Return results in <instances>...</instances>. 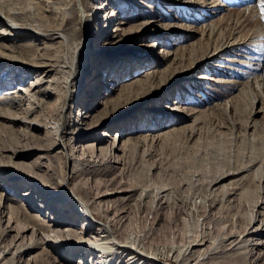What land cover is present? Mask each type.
Segmentation results:
<instances>
[{
  "label": "rangeland",
  "instance_id": "374dc122",
  "mask_svg": "<svg viewBox=\"0 0 264 264\" xmlns=\"http://www.w3.org/2000/svg\"><path fill=\"white\" fill-rule=\"evenodd\" d=\"M15 1L0 0V5L2 9H10L12 7H6L14 5L11 2ZM37 1L39 12L35 13V20L64 25L71 31H80L85 18L77 14L74 18H68L64 10H68L70 4L74 3L72 8L76 9L82 3L91 14L95 8L112 3L108 12H115L118 21L112 26L107 24L109 29L95 37L101 41L99 54L103 47L119 43L117 47L124 51L127 58L107 57L104 61L100 60L101 55L95 56L92 52L88 64L82 67L85 73L81 82L83 93L74 103L66 104L63 115L68 71L64 68L65 49L62 42L30 37L20 38L16 42L12 40L13 37L0 40V65L5 63L3 66L6 67L0 66V166L24 172L38 169L40 175L50 172L56 178L64 177L71 175L74 168L70 151L81 150L80 145L83 148L85 144L97 143L99 149L102 147L104 150L102 160L108 158L112 149L113 154L122 159L121 163L112 162L103 171L78 174L70 178V183L90 180L97 187L108 186L117 190L121 187L138 188L130 193L132 196L116 192L103 200L115 202L119 214L122 209H128L126 224L134 223L143 216L135 210L141 190L155 195L156 191L161 192L168 185L164 191L168 193L171 190L169 196L173 202H178V207L179 202H186L188 198L199 203L205 197L215 200L216 206L210 212L211 219L204 221H194L186 211L180 214L175 212L177 217L172 225L159 220L155 239L161 245L167 242L170 245L172 239L175 245L185 246L197 235L205 234L209 224L213 228V236L217 237L224 227L226 233L243 231L248 215L255 211L256 198L264 197V0H253L243 5L236 4V0H122L120 3L118 0H72L71 3V0ZM21 2L26 4L27 0ZM191 2L187 6L186 3ZM217 2L226 6L223 12L213 10L212 6ZM25 14L20 13L19 16L30 18L28 13ZM105 15L106 12L92 20L98 32L106 26ZM134 28L142 31L138 34L141 41H137L135 35H131L135 36L132 40L128 38L129 31ZM116 30L119 32L115 34ZM119 33L123 34L120 38H113ZM96 40L90 42V51ZM143 42L145 45L153 44L156 55L164 57V60L155 55L151 58H158V62L144 60L147 56L139 54ZM39 60L54 64L55 70L50 74L37 71L29 74L16 67L19 62L33 64ZM41 76L45 79L44 84L39 79ZM76 83L74 88L77 87ZM89 89L96 96L93 107L87 101ZM129 95L144 97L145 101L140 106H131L130 114L111 117L108 108L125 101ZM82 115L84 118L103 115L104 118L95 129L90 130V134L85 135L87 125L77 124V121L82 124ZM64 118L68 119V125L63 123ZM60 122L64 126L63 131L67 130L64 141L68 148L65 149L53 146L57 142L56 125ZM82 135H85L84 138ZM125 140L131 143L122 152L121 146ZM115 143L118 148L113 147ZM5 169L0 167L1 229L7 231L9 226L17 227L16 223L10 222L9 213L19 206V200H23L34 229L52 226L48 233H44L45 236L53 237L57 230L82 233L78 226L71 227L69 220L53 228L58 219H62L59 209L54 207L57 198L48 196L42 183L30 180L28 184L26 180H17ZM231 169H240L243 173L231 176L217 186H210L217 173ZM245 195L251 200L247 206ZM31 203L33 208L29 206ZM38 204L43 205L44 209H40ZM167 211L168 208L164 210ZM106 215L113 217L114 212ZM15 233L14 230L8 231L6 236L0 235L1 245L13 243ZM29 237L24 240L27 244L30 243ZM46 243V250H50L47 254L60 258L53 242ZM79 254L67 264H80L86 258L88 264H92L91 260L97 261L95 259H99L100 255L96 253L90 257ZM50 256L43 258L52 261ZM10 257L7 255L8 260ZM29 257H18V264H28ZM250 258L252 261L255 259ZM163 262L164 259L156 264ZM172 264L175 262L172 261ZM224 264L255 263L238 260ZM256 264H264V259L256 261Z\"/></svg>",
  "mask_w": 264,
  "mask_h": 264
},
{
  "label": "bare ground",
  "instance_id": "6f19581e",
  "mask_svg": "<svg viewBox=\"0 0 264 264\" xmlns=\"http://www.w3.org/2000/svg\"><path fill=\"white\" fill-rule=\"evenodd\" d=\"M21 1L22 0H17L15 1V3L11 2L14 5L10 4V6L6 7V8L12 7L10 9H2L3 6L0 5L1 7L0 8V40L5 39L6 37L7 38L13 37L12 40H15L14 42H16L19 41L20 38L30 37L35 40H42V41L57 40L62 42L63 48L65 49V53L63 56L65 59L64 68H66L68 71L67 77L65 78L66 94L63 103L64 104L63 115H64L66 104L74 103L75 101H77V99L80 98L79 96H81V93H83L81 92V88H82L81 82H83L85 73L82 71V67H84V64L86 65L88 64V59H90L92 52L94 53L95 56L101 55V57L99 56V58L100 60L103 59L104 61H106L105 59L107 57L108 58L115 57L121 59L127 58L126 57L127 55L123 54L124 51L120 50V48L117 47L119 43H116V45L110 44L109 47L106 46L103 47L102 53L99 54L100 48L98 47V45H100L101 41L100 38L98 37L97 40L95 39L98 33L99 35L100 34L102 35L104 31L106 32V30L109 29L107 24H110V26H112V24H115L118 21L117 18L118 15L115 12H108V9L110 8V5H112V3L111 4L108 3V5L106 4L105 6L95 8V11L90 14L87 12L86 7L82 3L78 5L76 9L72 8L74 6L73 5L74 3L70 4L71 2H73L71 0L70 3H68L70 4L69 8L68 10L66 9L64 10V14H66L68 18H74L76 14L80 18H85L83 20L84 24L80 29V31L79 30L71 31L70 28H67L64 25L52 24V23H40L39 21L35 20L34 17L35 13L39 12L38 11L39 3L37 0H27L26 4H22ZM118 1L119 3L123 2L122 0H118ZM252 1L253 0H243V1L236 0V4L243 5L246 3H251ZM24 2L25 1H23V3ZM186 4L188 6V4L191 5L192 2ZM212 8H214L213 10L218 9L219 11L223 12L226 9V6H222L220 2H217L212 6ZM55 10H58V8ZM104 12H106L105 15L106 26L103 27L101 32L100 30L98 32V29L94 28L96 27V25L95 26L94 24L92 25V20L94 18H99L100 15H102ZM20 13H24V14L28 13L29 14L28 16H30V18H28L27 16L26 17L19 16ZM216 14L219 13L217 12ZM13 32L14 35L12 34ZM114 32L116 34L119 32V30H116ZM140 32L142 31H140L139 28H134L129 31L128 38L132 40L133 37L137 36V41H141V39L138 38V34ZM167 32H171V31H165L164 33ZM77 33L78 35H80V37L79 36L76 37ZM121 34L122 33H119L116 37L113 38H118V37L120 38V36L123 35ZM131 35H135V36L131 37ZM94 40H96L95 46L91 47V51H90L88 47H90L89 46L90 42L92 41L94 42ZM148 40H150V38ZM140 46L141 47L139 48L142 49L144 48V49L143 50L140 49V51L138 50L139 52H141L139 54L147 56V58L144 60L150 59L154 62L156 61L158 62V58H160V60H164V57H160V55L158 54L156 55L155 47L153 44L145 45L143 42V44ZM58 52H60V50ZM154 55L157 56L158 58H151ZM168 56L169 54L167 55V57ZM39 61L38 62L34 61L33 64H31V62H29L30 64L27 62H19V64L16 67H20L23 71H27L29 74L36 71L41 73L44 72L45 74H50L55 70L54 64H50L49 62H43V61L39 62ZM3 65H5V63L1 64L0 66ZM2 68H6V67L3 66ZM46 76H44V78ZM41 77L39 79H42L41 81L44 84L45 79L43 80V77L42 78ZM92 78L95 79L93 72H92ZM39 82L40 81H37V83ZM75 82H77L76 83L77 87L74 88ZM87 97H88L87 101H89L91 106L93 107V103L96 98L94 91L89 89ZM143 99L144 97H138V96L132 97L129 95L125 101L119 102L117 104H113L111 107H109L108 109L109 111H111L109 115L111 117H114L128 113L130 114L132 111L131 106L133 105L135 106L137 104L140 106L145 101ZM101 116L102 117L99 118L92 116L91 117L86 116L84 118L82 115L81 116L82 124L81 122L78 121L77 124L87 125L86 127L87 129L85 130V135L90 134L89 133L90 130L95 129L97 125L101 122V120L104 118L103 115ZM87 120H91V122L88 123ZM63 123L68 125V119L66 120L64 118ZM56 127L57 128L55 133L57 135V142L53 144V146L56 147L59 146L63 149L68 148L66 142L64 141V139H66L65 135L67 130L63 131L64 126L62 127L61 122L58 125H56ZM85 135H82V137ZM106 136L109 137V135ZM80 137H78L77 140H79ZM130 143L129 140L128 141L125 140V142L121 146L122 152L125 149L129 148L128 144ZM80 147L81 150L75 149L70 151L69 155L71 154L74 160L73 161L74 168L73 171L71 172V175H65L64 177L56 178L50 172H45L43 175H40L37 172L38 169L32 172H27V171L24 172V170L19 171L11 168L5 169L4 166H0V167L1 169L3 168L7 172L13 174L12 176L16 177L17 180L20 181L26 180L27 181L26 183L28 184L30 180H33L34 183L35 182L42 183V186H44L46 190L45 192L48 194V196L50 197L53 196L54 198H57L58 202L55 203L54 207L59 209L58 213L61 215L62 219L61 220L58 219L57 223L54 222L55 224L53 228L58 227L60 224L64 223L63 221L67 222L69 220V222L72 224L71 227L78 226L79 229H81L82 231V233L80 234H82L83 236H89L90 238L85 239L84 237H81L80 234L72 230H57L55 232L56 234L53 237L51 235L45 236L44 233L45 234L48 233V230L50 231V229H52V226H46L45 228L34 229L30 224L32 221L30 219V214L27 212V209L25 208L27 204L24 205L25 203L23 202V200L22 201L19 200L17 202L19 206L13 209V211L9 213L10 214L9 220L10 222L13 221V223L17 224L16 227L17 231L16 228H13L12 226H9L7 231L1 229L0 227L1 236H6L8 234V231L11 232L15 230L16 232L15 235L13 236L14 238L13 243L4 246L1 245L0 243V264H18L17 261L18 257L21 256L22 258L24 255H30L29 259L27 260L28 264L30 262H32V264H44V263L67 264V263H71L70 259H72L74 256L80 255L79 253L87 254L90 257L94 256V254L96 253H100L99 259L97 258L95 259L97 261H94V259L91 260L90 263L92 264H156L158 263V261L160 260L162 261L163 259L165 260L163 264H172V261H174L175 264H192V263L224 264L225 262L236 263L238 260H242L244 262L250 260V263L256 264V261H261L264 259L263 257L264 240H262V237L264 236V197L259 196L258 199L256 198V202H254L255 211H253L254 213L252 212L251 215H248L249 218H247V222H245L247 223V225L244 226L243 231L241 232L240 230L239 231L233 230L230 231V233H226L224 227L222 228L221 233L217 237V236H213V231H212L213 228L210 227L209 224V226H207L206 228L207 232H205V234L202 235L199 234L197 235V237L193 238L192 240H190L191 239L190 238L189 239L190 241H188V243L185 244V246L175 245L172 239L169 242L170 245L167 244L168 242L164 243L165 245H161L158 242V240L155 239V235H157L156 224L159 220L163 219L169 222L170 225H172L177 217L174 214L175 212L178 214H180L179 212L181 213L187 212L189 216L194 218V221L196 219L198 222L202 220L204 221L207 218L211 219L210 212L216 206L215 200H213L212 198H209V200H207L205 195L204 200L197 203V202H192L187 197L188 199L187 198L186 199L191 201V203L187 200L186 202H179L181 204L180 207H178L179 205L178 202H173L172 200L173 198L171 199V197L169 196L170 195L169 192H171V190L168 193H166L167 190L164 191L168 185L167 186L165 185L166 187L164 188V190L161 187V190L163 191L158 192L159 191L158 190L156 191L157 192L156 194L154 193L155 195L151 194V192L149 191L141 190L136 199L137 204L135 205V210L143 214V216L140 217L134 223L126 224V221H128V217H126L125 214L128 213V209L125 210L122 209V211L119 214L117 213V208H115L116 206L115 202L109 203L108 202L109 199L105 201L103 200L108 196H114L116 192L123 193V195L132 196L130 193L134 192L136 189L138 190V188L121 187L120 189L117 190V189H111L108 186L97 187L96 185L93 184L94 182L91 183L90 180H86L77 184L70 183V178L72 177L74 178L78 174H83L85 172H90V171L92 172V171L106 170L107 168H109L112 162L113 164L115 163L120 164L122 159L118 155L113 154V150L110 149L108 158H106V160H102V156H104L102 153L104 150H102V147L99 149L97 143L95 145L94 143L92 144L88 143L85 144L83 148L82 145H80ZM113 147L118 148L116 147V143L115 145H113ZM74 151L76 152V154H72V152L74 153ZM78 152L79 155L77 154ZM82 156H84L83 158L84 162L82 161ZM154 168L155 167H152V169ZM236 169L235 171H232L231 169L227 172L217 173L212 178L210 182L211 183L210 186L212 187L217 186L222 182L230 179L231 176H238L243 173V170H240L241 168L238 170ZM56 180L58 181L56 182ZM193 180H195V178ZM24 195H26V193H24ZM130 196H128V199L126 198L128 203H130V199H129ZM245 196L246 198L244 202L245 205L247 206V203H249L251 200L249 199L248 195ZM32 203L29 205L30 208H33ZM67 205L71 207H68ZM38 206L40 209H44L43 205L38 204ZM167 208L169 209V211L164 212V210H166ZM171 209H172V213H170ZM110 212H114L113 217H110V215H106V214H110ZM67 214H69L70 217ZM205 225H207L206 222ZM171 233L173 235V232ZM28 235H30L29 244H27L26 241H24L28 237ZM49 241L53 242V247L56 251L60 253V258H56L47 254L50 250H46V244H48L46 242ZM228 241L230 242L228 243ZM207 243L209 244L205 248L201 249V247L206 245ZM70 254H72L73 256H70ZM7 255H11L9 260L7 259ZM38 256H42V257H38ZM49 256L53 258L52 261H48L50 259L43 258ZM250 257H253L255 259H253L252 261ZM80 264H88V258L85 259V262L80 261Z\"/></svg>",
  "mask_w": 264,
  "mask_h": 264
}]
</instances>
